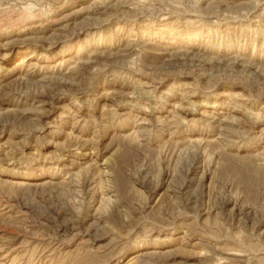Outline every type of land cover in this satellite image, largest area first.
I'll return each mask as SVG.
<instances>
[{
    "label": "rangeland",
    "instance_id": "obj_1",
    "mask_svg": "<svg viewBox=\"0 0 264 264\" xmlns=\"http://www.w3.org/2000/svg\"><path fill=\"white\" fill-rule=\"evenodd\" d=\"M0 264H264V0H0Z\"/></svg>",
    "mask_w": 264,
    "mask_h": 264
}]
</instances>
